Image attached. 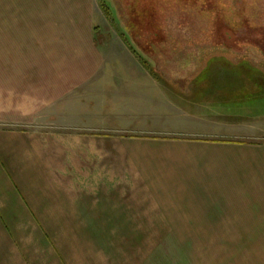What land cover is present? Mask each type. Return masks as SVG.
Instances as JSON below:
<instances>
[{"label":"crops","instance_id":"0c3cea01","mask_svg":"<svg viewBox=\"0 0 264 264\" xmlns=\"http://www.w3.org/2000/svg\"><path fill=\"white\" fill-rule=\"evenodd\" d=\"M94 5L0 0V264H264L258 127L222 118L166 148L117 147L108 161H132L122 179L104 171L119 136L82 133L97 123L29 125L83 113L74 101L101 62Z\"/></svg>","mask_w":264,"mask_h":264},{"label":"rangeland","instance_id":"374dc122","mask_svg":"<svg viewBox=\"0 0 264 264\" xmlns=\"http://www.w3.org/2000/svg\"><path fill=\"white\" fill-rule=\"evenodd\" d=\"M104 1L113 17L96 0L91 22L100 67L72 100L83 113H40L31 127L72 133L97 123V132L82 133L119 136V144H104V171L120 170L122 179L132 161H108L117 147L166 148L164 140L190 138L222 118L258 127L252 137L264 139V0Z\"/></svg>","mask_w":264,"mask_h":264},{"label":"trees","instance_id":"16d2710c","mask_svg":"<svg viewBox=\"0 0 264 264\" xmlns=\"http://www.w3.org/2000/svg\"><path fill=\"white\" fill-rule=\"evenodd\" d=\"M98 2L100 4L101 9H103V11L107 15H109L110 17H113V15L111 14L112 12H111L110 6L108 4H106V2L104 0H98ZM116 24H117V27H119L118 26L119 25L118 21H116ZM119 30H120L121 34L124 36V38H126V40H128V38L125 35V30L120 29V27H119ZM140 56H142V54H140Z\"/></svg>","mask_w":264,"mask_h":264}]
</instances>
